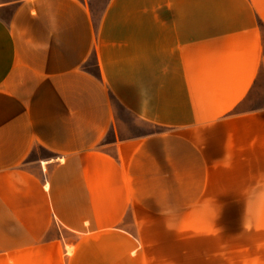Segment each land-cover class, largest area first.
I'll list each match as a JSON object with an SVG mask.
<instances>
[{
	"label": "crops",
	"instance_id": "crops-1",
	"mask_svg": "<svg viewBox=\"0 0 264 264\" xmlns=\"http://www.w3.org/2000/svg\"><path fill=\"white\" fill-rule=\"evenodd\" d=\"M0 264H264V0H0Z\"/></svg>",
	"mask_w": 264,
	"mask_h": 264
},
{
	"label": "rangeland",
	"instance_id": "rangeland-1",
	"mask_svg": "<svg viewBox=\"0 0 264 264\" xmlns=\"http://www.w3.org/2000/svg\"><path fill=\"white\" fill-rule=\"evenodd\" d=\"M91 64H93L92 67H93V69H94V68H95V65H96V64H95V59H94V57H93V59H92V61H91ZM147 129H149V128H147Z\"/></svg>",
	"mask_w": 264,
	"mask_h": 264
}]
</instances>
